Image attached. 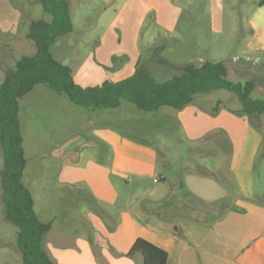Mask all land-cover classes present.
I'll return each instance as SVG.
<instances>
[{
	"label": "rangeland",
	"instance_id": "1",
	"mask_svg": "<svg viewBox=\"0 0 264 264\" xmlns=\"http://www.w3.org/2000/svg\"><path fill=\"white\" fill-rule=\"evenodd\" d=\"M124 1L123 9H119ZM124 1L68 0L74 27L52 45V52L65 64H72L69 66L74 77L75 72L79 73V78L83 77L79 64L87 61L92 54L104 64L110 56L112 67L105 64L109 69L123 65L135 67L143 56L141 62L160 81L171 77L174 64L195 56L198 62L203 59L225 63L228 78L242 82L252 80V96L264 99V45L256 47L258 43H255L250 46L255 35V22L264 29V4L260 5L261 0H225L226 12L222 27L219 22L211 21L210 14L202 11L198 15L196 26L192 25L189 29L186 12L172 31L161 28L159 22L158 7L162 0H156L155 5L150 3L151 0H133L131 4L128 3L129 0ZM233 3H237L235 7ZM42 19H51L43 8L42 0H0V85L7 71L14 69L23 55L36 53V43L27 37V33L34 20ZM50 93L56 92L44 84L37 85L20 99L19 110L28 160L23 180L33 188L38 201L41 198V206L38 203L37 207L50 206L51 212L46 211L47 216L41 211L43 219L48 220L49 216L56 214L57 220H60L62 209L68 203L67 211L69 206L80 210L89 206L91 199H94L92 196L87 198V186L85 189L81 186L78 190L77 187L64 183V172L67 169H64V163L75 156L64 152L67 148L63 144L68 137L79 142L76 148L78 152L84 147L97 150V158L113 175H127L133 179L135 174L140 175L139 183L146 188L153 186L154 176L160 179L159 175L165 173L168 180H161L160 186L169 192L167 204L173 200H182L193 207L198 204V208L202 209L203 204L194 200L191 202L186 189L199 194L206 188L205 185L213 188L224 181L233 183L230 170L228 173L225 170L234 156L233 148L224 147L222 154H219V149L207 147V142L201 143L204 137L192 139H197L192 143L183 130L182 119L179 117L180 111L187 108L181 110L162 106L158 111L149 112L135 104L124 102L119 108L96 109L111 111L110 113L116 111L117 118L110 117L107 113L102 119H97L91 109L74 103L63 93L64 100L56 104L49 97ZM201 96L198 94L196 101L189 104L194 110L191 115H207L206 122L208 120V124L215 128H233L252 121L264 128V113L251 115V118L245 120V116L248 117L249 114L244 115L235 93L220 89L207 93L206 100H201ZM65 99L70 100V109L74 107L77 110L67 109L64 106ZM188 118L183 122L194 123ZM219 131L220 128H217L211 133L214 132L213 136H217ZM259 134L261 147L255 161L254 187L257 191L256 198L264 202V130L261 129ZM247 141H253L250 133L247 134ZM89 158L90 153L83 157L88 162ZM3 164L4 155L0 142V264H23L22 253L16 244L18 227L8 219L3 199ZM89 168L92 169V165L85 164L81 173L90 170ZM32 173L44 176L45 180L31 181ZM48 174L53 179V186L46 180ZM117 184L123 198L115 206L120 207L125 203L129 190H134V186H131L133 180L131 185ZM39 187L43 189L39 191ZM234 201L232 193L221 199V206ZM100 204L105 206L103 202Z\"/></svg>",
	"mask_w": 264,
	"mask_h": 264
},
{
	"label": "crops",
	"instance_id": "2",
	"mask_svg": "<svg viewBox=\"0 0 264 264\" xmlns=\"http://www.w3.org/2000/svg\"><path fill=\"white\" fill-rule=\"evenodd\" d=\"M132 1L129 0L128 3L131 4ZM155 2L156 0H151L150 3L155 5ZM161 2L158 7L159 22L161 28L167 31H172L171 29L177 26L186 12L189 29L192 25L196 26L199 21L198 15L202 11L210 14L211 21L219 22L222 27L226 12L225 0H162ZM233 4L235 7L237 3ZM124 5L125 1L119 9H123ZM255 26V35L250 46L258 43L256 45L258 47L264 45V29L256 22ZM192 60H195V56L179 63ZM105 64L112 67L110 56ZM105 64L98 61L94 54L89 55L87 61L79 64L83 77L79 78L77 76L79 73L75 72L76 82L85 87L101 84L103 81L118 82L133 74L136 68V65L132 68L123 65L109 69ZM67 65L72 66V64ZM49 97L56 101V104L64 100L62 93L58 92L50 93ZM200 99L206 100V94ZM64 106L70 111L77 110L68 107L69 99H65ZM184 108L187 109L180 111L179 117L182 119L183 130L191 138L192 143L197 140L192 139L204 137L201 143L207 142V147L219 149V154H222L224 147L233 148L234 156L225 169L226 173L230 170L233 183L224 181L220 182V186L217 184L213 188H207L208 185H205L206 188L199 194L186 189V195L192 199L191 202L194 200L203 204L202 209L198 208V204L193 207L182 200H173L172 203L167 204L169 201L166 198L169 192L160 186L161 180L162 182L168 180L165 173L159 175L158 182L154 181L157 177L154 176L153 186L146 188L144 184L139 183L140 175L135 174L134 179L127 175H113L97 158V150L84 147L78 152L76 148L79 142L68 137L63 144L67 148L64 152L75 156L71 161L64 163V169L67 168L64 172V183L75 186L78 190L81 186L84 189L87 186L85 189L87 198L92 196L94 198L91 199L92 203L80 210L69 206L67 211L68 203L64 206L65 209H62L60 220H57L56 214H52L46 220L41 216V211L47 216L46 211L51 212L50 206L37 207L38 203L41 206L42 200L40 198L38 201L33 188L25 183L32 194L34 210L38 218L43 219L41 220L43 222L51 223L50 229L43 235L42 245L55 264H145L142 254L137 253L132 256L128 254L139 237L165 249L168 253L166 264H264V202L256 198L257 191L254 187L255 161L261 147L259 132L264 128L253 121L233 128L217 126L220 128L219 135L213 136L214 132L211 131L217 128L208 124V120L206 122L207 115L203 113L191 115L194 111L191 105ZM91 111L97 119H102L107 113L110 117L117 118L116 111L113 113L96 109ZM243 113L246 114L244 111ZM250 116H245V120L251 118ZM187 118L194 123L183 122ZM248 133L253 137L251 142L247 141ZM86 153H90L89 162L83 159ZM85 164L92 165V169L90 167V170L81 173ZM38 180H45L44 176L32 173L31 181ZM46 180L50 186L54 185L51 184L53 179L49 174ZM117 183L134 186V190H129L125 196L127 198L125 203L120 207L115 206L116 203H121L120 200L123 198ZM33 185L37 186L35 183ZM37 189L40 191L43 188ZM232 193L235 201L222 207L221 199ZM38 196L42 197L43 194ZM100 202L105 203V206Z\"/></svg>",
	"mask_w": 264,
	"mask_h": 264
},
{
	"label": "trees",
	"instance_id": "3",
	"mask_svg": "<svg viewBox=\"0 0 264 264\" xmlns=\"http://www.w3.org/2000/svg\"><path fill=\"white\" fill-rule=\"evenodd\" d=\"M263 4L261 0L260 5ZM42 5L51 19L34 20L27 33L36 43V53L23 55L15 68L7 71L0 85L3 199L8 219L18 227L16 244L23 264H55L42 245L43 235L51 223L38 218L32 194L23 180L27 157L19 118L20 99L37 85L44 84L88 109L119 108L128 102L149 112L158 111L162 106L182 109L196 101L198 94L224 89L237 95L244 112L264 113V99L252 96L253 81L228 78V68L223 62L192 60L174 64L171 77L160 81L141 62V56L133 74L123 80L82 86L76 82L71 67L52 52V45L73 30L69 2L42 0ZM137 253L142 254L145 264L167 263V251L141 237L135 240L128 254Z\"/></svg>",
	"mask_w": 264,
	"mask_h": 264
},
{
	"label": "built area",
	"instance_id": "4",
	"mask_svg": "<svg viewBox=\"0 0 264 264\" xmlns=\"http://www.w3.org/2000/svg\"><path fill=\"white\" fill-rule=\"evenodd\" d=\"M154 181H155V182H158V181H159V178H158V177H156V178L154 179Z\"/></svg>",
	"mask_w": 264,
	"mask_h": 264
}]
</instances>
